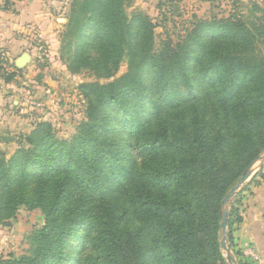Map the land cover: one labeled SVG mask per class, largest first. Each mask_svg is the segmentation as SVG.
I'll list each match as a JSON object with an SVG mask.
<instances>
[{
	"label": "trees",
	"instance_id": "obj_1",
	"mask_svg": "<svg viewBox=\"0 0 264 264\" xmlns=\"http://www.w3.org/2000/svg\"><path fill=\"white\" fill-rule=\"evenodd\" d=\"M127 1L71 3L68 68L111 77L127 57L128 69L81 84L86 119L70 141L40 122L29 147L0 152V224L22 205L46 216L27 252L0 264H228L222 201L264 152V10L255 4L258 21L194 14L156 49L157 23L128 16ZM0 76L16 72L0 64Z\"/></svg>",
	"mask_w": 264,
	"mask_h": 264
},
{
	"label": "rangeland",
	"instance_id": "obj_2",
	"mask_svg": "<svg viewBox=\"0 0 264 264\" xmlns=\"http://www.w3.org/2000/svg\"><path fill=\"white\" fill-rule=\"evenodd\" d=\"M72 1L54 0L50 5L47 2L48 6L42 8L43 11L47 10L52 14L50 26L54 29L47 30L49 35L38 31L32 45L21 50L32 55V59L24 67L17 70L12 65L14 58L3 61L0 57L2 62L6 61L9 68L12 67L11 71L16 72L13 80L17 81L16 85L22 86H19L21 89L16 90L15 93L6 96H10L8 106L0 104V152H5L7 160L17 150L30 146L27 135L40 122H48L50 131L56 138L70 141L77 133L80 123L86 119V102L81 84L108 83L128 69L127 57L121 61L117 71H113L111 77L99 76L90 68H82L79 72H72L68 68L66 58L74 52L76 46L75 43L72 44L71 49L65 46L67 39L72 37V30L68 26ZM164 2L165 0H130L126 5L128 16L136 10H141L153 17L154 22L157 23L156 49L164 40H177L178 36L191 26L194 14L207 17L212 12H221L220 14L225 16L235 13L245 20L258 21L262 19V11L257 6L264 10L259 0H217L213 4L211 0ZM177 6L178 10L173 12ZM164 17L168 19L163 20ZM29 79L35 81L31 83ZM44 79L47 83L43 81ZM261 179H264V159L254 164L251 176L237 192L243 194L244 191L249 190L250 185H259ZM45 222L46 216L41 209L20 206L15 216L5 220L6 225L0 224V256L9 258L25 254L29 248L27 236L34 229L41 228ZM68 242L73 246L78 244L77 240L72 238ZM227 244L229 246L228 238ZM229 249L232 255L233 247L229 246ZM223 252L227 257V250L223 249ZM249 252L244 255L246 264H264V260L261 263L255 258L253 249ZM74 257L75 255L72 254L71 259ZM227 263L230 264L228 260ZM67 264H72V261H68Z\"/></svg>",
	"mask_w": 264,
	"mask_h": 264
},
{
	"label": "crops",
	"instance_id": "obj_3",
	"mask_svg": "<svg viewBox=\"0 0 264 264\" xmlns=\"http://www.w3.org/2000/svg\"><path fill=\"white\" fill-rule=\"evenodd\" d=\"M52 1L0 0V57L3 61L14 58L13 64L16 65L18 57L26 52L21 50L32 45L38 31L49 35L48 31L54 29L50 26L52 14L42 9L48 6L47 2L50 5ZM6 61L0 64L11 72L12 67L9 68ZM29 81L33 83L35 80ZM43 81L47 83L46 79ZM16 83V80L5 82L0 76V104L8 106L10 96H6L21 89L19 86H22ZM248 189L238 198L242 221L233 226L234 264H244V255L252 249L264 260V179H261L259 185L252 184Z\"/></svg>",
	"mask_w": 264,
	"mask_h": 264
},
{
	"label": "water",
	"instance_id": "obj_4",
	"mask_svg": "<svg viewBox=\"0 0 264 264\" xmlns=\"http://www.w3.org/2000/svg\"><path fill=\"white\" fill-rule=\"evenodd\" d=\"M263 6H264V0H259ZM31 55L27 52L21 54L18 59L16 60V65L19 68L24 67L25 64L30 62ZM264 154L259 155L257 159L244 171L240 179L237 181V183L229 190V192L226 194L222 201L221 206V225H222V237H221V247L225 250H227V260L230 264L233 263V258L229 249V246L227 244V231H228V212H229V206L232 198L235 196L237 191L240 189V187L248 180V178L251 176L253 170H254V164L257 161L263 160Z\"/></svg>",
	"mask_w": 264,
	"mask_h": 264
},
{
	"label": "built area",
	"instance_id": "obj_5",
	"mask_svg": "<svg viewBox=\"0 0 264 264\" xmlns=\"http://www.w3.org/2000/svg\"><path fill=\"white\" fill-rule=\"evenodd\" d=\"M249 251H251V250H249ZM249 251L247 252V254L250 253ZM254 254H255V258L262 263V259L260 258V256L256 252Z\"/></svg>",
	"mask_w": 264,
	"mask_h": 264
}]
</instances>
